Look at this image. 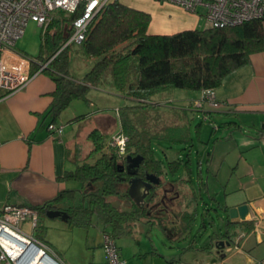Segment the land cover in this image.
Instances as JSON below:
<instances>
[{"label":"crops","instance_id":"0c3cea01","mask_svg":"<svg viewBox=\"0 0 264 264\" xmlns=\"http://www.w3.org/2000/svg\"><path fill=\"white\" fill-rule=\"evenodd\" d=\"M116 1L148 13L150 34L199 28L202 18L167 2ZM31 72L32 77L23 89L0 98V207L5 203L36 207L55 198L59 204L65 203L66 200H60V193L79 188L78 182L63 178L76 165L75 152H71L75 135L65 137L63 131L58 136L47 127L50 116L45 112L53 99L55 83L45 72H38L36 63L31 66ZM214 91L224 105L194 110L204 119L213 113L219 117L235 116V120L223 124L229 131L234 127L240 133L209 138L202 143L203 152L195 150L194 154L189 147L181 153L172 151L168 160L178 168L170 179L183 195L178 202L179 212L176 210L172 218L162 217L160 225L157 221L150 225L142 218L132 232L115 235L125 264L264 263V51L252 53L249 63L228 74ZM198 92L191 93V102ZM172 142L184 144L187 140ZM209 185L215 186L216 191L221 189V193L210 192ZM116 200L119 199L111 202ZM223 205L227 209L246 205L248 212L244 220L239 216L231 220L234 222L231 245L217 251L213 243L226 238L209 233V228L214 227L216 214L217 231L224 230L228 216ZM23 225L27 227V223ZM142 225L148 227V232ZM155 228L162 231L160 243L165 251L154 245L149 232ZM110 229L103 224L102 233ZM31 232L30 228L28 233ZM241 233L244 236L236 247V237ZM100 250L103 264V247Z\"/></svg>","mask_w":264,"mask_h":264},{"label":"trees","instance_id":"16d2710c","mask_svg":"<svg viewBox=\"0 0 264 264\" xmlns=\"http://www.w3.org/2000/svg\"><path fill=\"white\" fill-rule=\"evenodd\" d=\"M81 11V6L71 14L56 10L46 28L42 29L39 62L32 65L36 63L38 66L49 60L41 71L50 76L56 86L45 112L50 116L49 123L57 121L71 100L80 98L88 101L87 92L93 87L106 85L142 104H149L150 97L166 87L199 92L207 88L214 90L228 74L248 64L252 53L264 51V19L221 28L150 34L147 31L148 13L113 0L89 23L85 39L80 43L84 56L90 61L89 70L75 78L69 73L71 44L61 47L70 37L73 21ZM4 95L0 90V98ZM138 108L137 105L126 107L131 112ZM119 116L120 132L127 137L125 152L143 157L137 173L162 174L165 166L155 157L150 144L153 136L138 127L137 117L134 122L125 112L119 111ZM87 139L93 146L92 152L83 161L76 151L75 168L63 176L78 182L79 188L60 193V200H66L63 205L55 198L32 207L37 211V218L46 216L48 209H63L68 214L64 221L70 225L88 226L92 219L102 221L104 226L111 228L112 231L106 232L114 238L119 233L132 232L142 218L153 225L156 217L143 214L136 204L133 209L113 207L112 199L125 196L117 169L118 160L124 155H119L117 149L109 145L110 138L106 141L98 129L91 130ZM106 144L108 149L104 151ZM94 156L93 161H87ZM166 162L168 172L174 174L178 166H172V160ZM222 208L227 212V206ZM230 226L233 228L234 225ZM35 231L37 221L32 233L36 239L44 241L43 234H35Z\"/></svg>","mask_w":264,"mask_h":264},{"label":"rangeland","instance_id":"374dc122","mask_svg":"<svg viewBox=\"0 0 264 264\" xmlns=\"http://www.w3.org/2000/svg\"><path fill=\"white\" fill-rule=\"evenodd\" d=\"M198 25L199 28L205 26L203 18L199 20ZM42 36V28L37 23L30 21L25 27L23 35L16 41L15 49L34 62H39ZM69 52V73L75 78H80L89 70V60L84 56L79 43H72ZM191 93H196V91L166 87L151 96L148 101L149 104H142L112 91L106 85L98 88L93 87L87 92L88 101L75 98L69 102L68 106L61 111L57 124L63 125L65 137L75 135L71 152L77 151L80 159L83 160L87 159V155L93 150L91 142L87 139L88 133L93 129H98L107 141L112 135L120 131L121 117L119 111L123 114L125 112L126 116L132 118L134 122H136L134 118L137 117L138 127L153 136L150 138V144L155 157L162 160L167 169L166 161L172 158V151L175 152L176 150V153H181L186 150V147H189V149L194 150V154L195 150L203 152L205 150L202 143L209 138L218 139L227 136L229 132H234V135L240 133L234 127L229 131L223 124V122L235 120V116L231 118L219 117L218 114L213 113L212 117L206 116L207 118L204 119L201 113L194 110L193 101L190 100ZM134 105L139 107L136 112L126 109V107ZM217 126L219 129H216ZM175 139H186L187 142L177 144V142H172ZM103 148L104 151H107V144ZM94 159L95 156L87 161ZM167 175L169 179L172 178L170 172ZM209 186L210 192L221 193V189L217 188L216 191L215 186V188L212 185ZM25 223H27V227L23 225ZM30 225L29 221L22 223V231L28 233L31 228ZM142 226H145V231L148 232V227ZM218 228L219 224L215 220L214 227L209 228V233L217 231ZM102 232L103 224L95 219H92L88 226L78 227L70 225L60 217L49 218L39 215L37 231L34 233L43 234L42 240L47 244L48 253L54 256L59 264H101L102 259L99 257V253L103 247L101 246L103 242ZM149 233L153 235L154 245L161 251H165L160 243L162 231L155 228ZM141 240L143 243H147L145 238H141Z\"/></svg>","mask_w":264,"mask_h":264},{"label":"built area","instance_id":"2783aa9c","mask_svg":"<svg viewBox=\"0 0 264 264\" xmlns=\"http://www.w3.org/2000/svg\"><path fill=\"white\" fill-rule=\"evenodd\" d=\"M112 1L0 0V90L5 95L19 91L32 77L31 66L34 61L15 49V43L23 35L28 22L33 21L45 29L54 11L71 14L81 6L80 15L73 21L72 33L61 48L72 43L80 44L85 39L92 18ZM156 1L171 3L185 11L198 13L204 19L205 27L221 28L239 25L252 19H264V0ZM48 62L49 60L38 64V72ZM224 104L225 102L217 99L213 89L207 88L200 90L192 105L193 108L201 110L208 107L217 109ZM47 127L58 136L63 132V125L55 122L49 123ZM126 140L127 137L119 131L110 137L109 145L115 147L119 155H124ZM25 221L30 222L33 230L37 221V211L34 208L13 203H5L0 207V264H29L33 255L31 247L41 250L44 256L49 254L44 241L36 239L32 232L26 234L22 231L21 225ZM243 236L241 233L236 237V247ZM14 244L18 249L13 247ZM102 246L105 252L103 264H125L120 257L115 238L110 233L103 234ZM12 249H16V253Z\"/></svg>","mask_w":264,"mask_h":264},{"label":"flooded vegetation","instance_id":"af4514ba","mask_svg":"<svg viewBox=\"0 0 264 264\" xmlns=\"http://www.w3.org/2000/svg\"><path fill=\"white\" fill-rule=\"evenodd\" d=\"M130 154L131 156H135L136 154L133 153H124V158H120L118 160L117 164V169L119 171L120 179L123 183V188H124V193L125 196L123 198L119 199L121 204L125 205L126 201H130V205L126 207H130L131 209L134 208V201L127 195V188H128V180L132 177L126 169L128 162L126 161V156ZM141 156V155H140ZM143 163V157L141 162L139 163L137 169L139 168L140 165ZM134 168L131 169V171ZM139 173V172H138ZM136 173L134 176L141 177L142 179H145L146 175H150L153 173ZM167 174L168 170L164 169V172L159 175H155L156 177L159 178V184L155 185L153 184L152 187L149 189L147 192V195L143 199V202H141L139 205L140 210L142 211L143 214L147 215H153L156 217L154 220L155 222L157 221L160 224H162V217H169L172 218L175 216L176 210L178 211V207L180 204V200L183 198V195H180L179 191L173 187L172 185V180L167 179ZM154 175V174H153ZM185 196V195H184ZM63 210V209H62ZM179 212V211H178ZM217 215L215 214L213 219L216 220ZM172 220V219H171ZM55 259V258H54ZM56 260V259H55Z\"/></svg>","mask_w":264,"mask_h":264},{"label":"water","instance_id":"95a60500","mask_svg":"<svg viewBox=\"0 0 264 264\" xmlns=\"http://www.w3.org/2000/svg\"><path fill=\"white\" fill-rule=\"evenodd\" d=\"M142 160V156L140 155H135L131 156L128 154L126 156V161L128 162V165L126 167L128 173L132 175V177L128 180V188H127V195L134 201L136 205H139L141 202H143V199L147 195V192L149 189L152 187L153 184L158 185L159 184V178L156 177L153 174L146 175L145 179H142L141 177L134 176L137 173V168L139 163ZM134 168L132 171L131 169ZM116 203L111 202L113 207L117 208L121 202L120 200H116ZM125 205L128 206L130 205V201H126ZM248 212V208L246 205H239L237 207H231L227 209V218L224 224V230L220 232L218 231H213L211 234L215 236H221L222 238H226V240L220 239L217 240L213 243V247L217 250L220 251L221 249L224 248V246H230L231 241H232V236H233V228L230 225H233L234 222L231 220L233 218H236L237 216L240 217L241 220H244L245 214ZM46 216L49 218H55V217H60L63 220H66L68 217V214L65 210L62 209H48L46 211ZM214 224H215V219H213ZM229 222V224H228ZM44 259L49 264H57V261L49 254H46L44 256Z\"/></svg>","mask_w":264,"mask_h":264},{"label":"bare ground","instance_id":"6f19581e","mask_svg":"<svg viewBox=\"0 0 264 264\" xmlns=\"http://www.w3.org/2000/svg\"><path fill=\"white\" fill-rule=\"evenodd\" d=\"M15 244L13 245V247H15L16 249H18V247L16 246L17 244L16 245ZM16 249H12V251L14 253H16ZM30 251H32V254L33 255H32V259H30V263L29 264H49V263H47L44 260V253L41 250L35 249L34 247H31L30 248ZM52 257L55 258L54 256H52ZM56 261H57V259H56ZM57 264H59L58 261H57Z\"/></svg>","mask_w":264,"mask_h":264}]
</instances>
